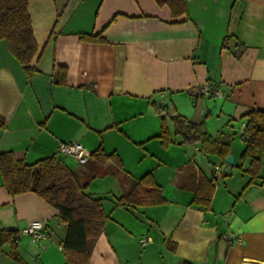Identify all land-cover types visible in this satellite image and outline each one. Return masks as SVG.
<instances>
[{
	"label": "crops",
	"instance_id": "1",
	"mask_svg": "<svg viewBox=\"0 0 264 264\" xmlns=\"http://www.w3.org/2000/svg\"><path fill=\"white\" fill-rule=\"evenodd\" d=\"M27 9L37 44L30 79L0 41V154L31 165L78 142L90 156L115 153L133 180L150 174L165 199L118 206L125 188L117 177L91 180L87 192L102 200L106 220L88 264H264V155L255 177L241 157L245 116L264 109V0H187L176 18L153 0H27ZM56 66L67 70L65 86L53 84ZM176 115L230 138L234 164L201 151L193 158L175 134ZM188 165L214 186L207 210L192 202ZM32 222L46 238L3 243L0 264H64L65 235L56 208L31 192L10 196L0 174V232L17 235Z\"/></svg>",
	"mask_w": 264,
	"mask_h": 264
},
{
	"label": "trees",
	"instance_id": "2",
	"mask_svg": "<svg viewBox=\"0 0 264 264\" xmlns=\"http://www.w3.org/2000/svg\"><path fill=\"white\" fill-rule=\"evenodd\" d=\"M159 7H167L173 18L186 14L187 0H153ZM80 38L88 42H100L98 36L82 35ZM228 37L224 38L221 47L227 48ZM0 41H4L8 51L22 67L26 78L35 72L30 66L37 52L27 0H0ZM239 57L240 53H234ZM53 84L66 85L67 70L56 66ZM157 114L164 110L156 109ZM245 149L242 159L249 158L250 163L245 173L255 177L261 167V156L264 155V109H253L246 114ZM175 126V134L184 142H192L200 146L206 155H215L224 163L231 151V140L228 137L209 136L202 123H193L176 115L171 117ZM5 121L0 118V128ZM160 138L163 147L170 143L168 126L165 118L160 117ZM64 157H49L27 165L16 160L11 153L0 154V174L4 187L10 196L31 192L44 199L58 211L60 222L65 227V235L61 241L64 264H88L90 247L103 231L106 215L102 208V200L94 198L87 192L88 184L96 177L110 175L117 177L125 188L124 194L116 201L118 206L147 207L165 203L162 188L156 184L150 174L139 180H133L122 169L121 161L115 153L92 154L84 164L81 172L70 171L63 163ZM185 179H191L189 188L194 192L192 202L205 210L209 209L214 193L211 181L193 165L185 170ZM183 180V182H184ZM182 182V187H184ZM16 235L0 232V245L13 243Z\"/></svg>",
	"mask_w": 264,
	"mask_h": 264
},
{
	"label": "built area",
	"instance_id": "3",
	"mask_svg": "<svg viewBox=\"0 0 264 264\" xmlns=\"http://www.w3.org/2000/svg\"><path fill=\"white\" fill-rule=\"evenodd\" d=\"M201 93L203 95L210 94V90L208 86H204L201 89ZM211 94H213L219 99L222 98L221 93L218 91H214ZM195 152L196 153L200 152L199 147H195ZM56 155L58 157L71 158L81 165L85 164L90 159V154L86 152L84 147L80 143L73 142V141L59 143L56 148ZM213 174H214V177L220 176L221 167L218 165L214 166ZM19 237H28L33 242H37V241L45 239L46 234L40 230V225L37 222H32L31 224H29L27 228H25L24 230H22L16 235L15 240L18 239ZM146 241H148V239L142 240L141 241L142 245L145 244Z\"/></svg>",
	"mask_w": 264,
	"mask_h": 264
},
{
	"label": "rangeland",
	"instance_id": "4",
	"mask_svg": "<svg viewBox=\"0 0 264 264\" xmlns=\"http://www.w3.org/2000/svg\"><path fill=\"white\" fill-rule=\"evenodd\" d=\"M179 140H181V141H183V139H182V137L181 136H179ZM183 145L184 146H186L187 148H189V149H192V150H194V154H193V158H195V159H199V153H196L195 152V144H193L192 142H184L183 143ZM197 145V144H196ZM197 147V146H196Z\"/></svg>",
	"mask_w": 264,
	"mask_h": 264
},
{
	"label": "water",
	"instance_id": "5",
	"mask_svg": "<svg viewBox=\"0 0 264 264\" xmlns=\"http://www.w3.org/2000/svg\"><path fill=\"white\" fill-rule=\"evenodd\" d=\"M224 163L227 165H233L234 161H233V154H228L225 159H224ZM63 251V250H62Z\"/></svg>",
	"mask_w": 264,
	"mask_h": 264
}]
</instances>
